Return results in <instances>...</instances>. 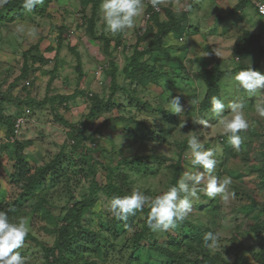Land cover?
<instances>
[{
  "label": "rangeland",
  "instance_id": "1",
  "mask_svg": "<svg viewBox=\"0 0 264 264\" xmlns=\"http://www.w3.org/2000/svg\"><path fill=\"white\" fill-rule=\"evenodd\" d=\"M8 1L11 0H0V207L20 209V216L28 220V235L38 243L51 247L57 238L55 231L62 225V218L67 213L74 216L76 211L71 208L90 192V176L83 175L86 161L81 164L79 153L70 149V131L57 124L54 116L59 115L69 123L78 125L88 113L90 95L108 99L109 67L107 66L106 72L103 69L99 81L94 76L98 67L107 65L109 58L103 54L102 43L91 39L85 32L84 17H89L90 11L89 8L83 9L82 0H53L42 12L39 9L31 12L24 9L11 13L12 17L3 8ZM164 1L175 0H159V4L162 5ZM176 2L182 11L185 8L186 11L190 10L188 18L192 28L189 29L194 27L195 30L187 31L184 27L182 35L191 47L183 50L185 42L182 40V43L172 47L174 51L163 60H160L159 55L140 59V62L145 61L154 66L161 75L157 84H148L145 87L124 76L123 67L129 63L137 39L144 34L142 27L147 30L154 26L150 20H143L142 11L134 18L132 28L113 34L106 29L99 8L95 30L97 35L105 34L108 37L109 53L117 68V83L124 88L113 96L114 108L97 117L86 133V136L91 137L84 146L96 161L98 201L81 218V227L84 230L79 231L77 243L74 245L75 253L72 250L71 254H66L72 264H167V258L153 250L150 245L156 244L158 248H164L173 242L174 238L189 240L188 237L193 235L194 229L204 233L206 230L217 233L218 245L209 249L202 243L193 241L191 247L180 246L179 250L189 259L193 260L203 250L218 264H260L261 243L250 229L264 219V213L259 207L264 203V185L260 181L261 174H264V117L256 112L257 100L264 99V96L250 95L243 91L234 79L235 70L229 71L219 83L220 98L226 105V117L231 118V111L227 107L230 102L243 101L245 104L243 111L250 126L246 132L239 133L243 138L239 151L228 143V134L218 124V118L213 116L211 109L202 112L199 105L197 110V106H190L188 103L192 99H200L201 102L206 93L202 72L201 81L194 79L203 69L195 58L197 54L200 61L204 60L205 66H210L215 61L214 57L202 54V51L206 52L208 49L209 52L215 51L217 57H228L226 60L233 66L235 64L231 50L235 39L230 41L232 37L226 40L220 37L214 41L205 40L212 27L216 33L225 34L224 36L240 34L241 26L239 30V26L234 24L238 17L233 9L234 1L228 4L229 7L224 3L219 4L218 0ZM18 26H23L25 32L18 33ZM33 27L37 29V34L30 36L27 34L28 29ZM61 28L63 41L57 49V37ZM252 30V33H258L253 27ZM192 33L197 35L194 40L191 39ZM210 34L212 33L207 35ZM150 39L151 36L148 35L142 41L141 47L144 48ZM212 42L217 49L212 46ZM38 43L46 63H29L28 75L20 77L23 52ZM166 43L172 44L173 40L167 39ZM208 44L213 47L212 50ZM49 47L54 49L53 52H45ZM77 55L84 75L80 81L76 72V64L79 62ZM258 62L257 67L253 69L264 74V56ZM221 67L228 68L226 62ZM170 93L171 96L181 97L183 112L179 115L172 114L168 108ZM58 96L71 98L66 101L64 107L57 99ZM18 101L33 103L24 105L18 104ZM34 103L44 105L38 107ZM26 110H29L27 116ZM164 113L175 118L171 122H163ZM21 115L25 116L24 125L17 134L14 132L12 137L10 128L4 121L14 120ZM198 117L208 120L209 126L203 128L199 125ZM115 118L123 120H107ZM168 120L170 121V118ZM184 121L187 122L185 126ZM138 122H144V125H137ZM191 132H195L198 138L204 141L205 149H218L213 175L221 178L230 176L233 183L228 191L235 193V196L225 201L219 195L209 198L202 192L198 193L199 198H193V209L183 222L166 232L149 230L139 248L133 250L134 234L141 230L139 219L142 220L143 217L140 215L135 218L130 227L128 222L132 216L127 221H120L109 211L112 197L105 189L107 180L101 166L113 168L118 161H130L136 155L167 157L170 161L153 164L152 168H145L142 164L140 167L144 168H141L140 172H137V167L131 169L125 164L114 172L115 185L120 186L122 183L119 177L126 175V182H130L126 189L130 192L139 190L155 197L166 191L172 175L168 167L170 163L179 160L181 174L191 167L190 149L187 147L184 151L179 146L187 143ZM15 141L25 144L21 155L25 162L34 167L49 163L64 149L65 159L62 166L57 168L60 175L49 173L47 183L35 192L43 190L41 196L45 197L48 207L57 217V225L47 224L31 213L36 200L31 194L23 195L14 178L17 155ZM197 167L202 172L206 171L200 166ZM204 183L206 177L200 187H203ZM89 228L97 233L99 238L94 239L89 235L85 230ZM32 239L25 238L23 247L17 251L28 257L30 264H46L43 249ZM96 246L101 248L100 253L95 250ZM106 254L108 257L103 260ZM198 257L200 258L199 255Z\"/></svg>",
  "mask_w": 264,
  "mask_h": 264
},
{
  "label": "trees",
  "instance_id": "2",
  "mask_svg": "<svg viewBox=\"0 0 264 264\" xmlns=\"http://www.w3.org/2000/svg\"><path fill=\"white\" fill-rule=\"evenodd\" d=\"M53 0H42V3L37 4L32 11H36L39 9L41 12L44 11L47 6L51 3ZM260 1V0H258ZM241 3L239 7H236L235 11L240 8L242 5L247 2V0H241ZM24 3V0H11L8 1L4 5V9L8 11V14L10 17H12L13 13L21 12V10H24L22 7ZM102 3V0H82L83 9L89 8L90 14L89 17H84V26H85V32L88 33L91 39L98 40L103 45V54L107 56L108 61L107 65H104L103 69L104 72H106L107 66L109 67V89H110V95L108 99L103 100L99 98L96 95H90L89 97V109L88 113L85 116V119L82 123H79L78 125H73L69 123L68 121L64 120L59 115L54 116V120L57 124H60L63 128H65L67 131H70V136L72 140L71 148L72 151L78 152L80 156V163L83 164L86 161V166L83 175L90 176V192L87 196H84L82 200H79L73 208H71L73 211H76V214L72 216L71 213L65 214V216L62 218V225L56 229L55 234H57V238L55 240V243L51 247H46L40 243H38L35 239H32L29 235H27L26 239H32V241H35L38 246H41V248L44 251L45 258H46V264H72V261L70 258L66 255L67 253L71 254L72 250L74 251V248H76L74 245L77 243L78 237H79V231L83 227H81V218L84 215V213L91 210V208L97 203V197L96 194L98 192V184L96 182V175H97V169H96V161L91 156L90 151L87 149L86 146H84V143L87 140H90L91 135L86 136V133L89 131L93 121L99 117L103 112H109L112 108H114L112 98L118 92L119 90H123L124 87L121 85H118L117 83V68L115 62L112 60L110 53H109V44L110 41L108 37L104 34L97 35L95 26L98 19V11L100 8V5ZM255 9V7H254ZM256 12V11H255ZM12 13V14H11ZM257 14V12H256ZM159 14H152L150 21L152 23V26L154 28L149 27L147 29L142 37H139L136 41V44L134 46V51L132 56L129 59V63L124 65L123 67V74L124 76H127L128 78L132 79L136 83H139L137 85H140L142 87L147 86L148 84H157L158 80L161 78L160 72L157 71L154 66L149 65L148 62H140L139 60L150 56L154 53H158L160 55H166L165 52L166 49L163 48L162 43L165 37L170 33L175 31L178 26L177 23L174 21L173 17H169L167 23H161L159 18ZM258 15V14H257ZM59 34L57 37V49L60 48L61 43L63 41L62 38V31L63 29H59ZM151 36V39L147 42L144 48L141 47L142 41H144L147 36ZM118 44V42L116 43ZM142 48V49H140ZM53 48L49 47L45 50V52L51 53L53 52ZM257 52L261 57L264 56V48L260 45L259 37L251 35L247 32H244L236 41L235 47H234V53L238 54L239 56H246L249 53ZM23 63H22V71L20 74V77H25L29 73V67L28 64L31 63L32 65L38 64V65H44L46 63V60L43 57V54L40 51L39 43L30 46L28 49H26L23 54ZM78 56V55H77ZM78 60L80 62V58L78 56ZM76 64V72L78 75V81L82 80L84 75L82 73L81 63ZM48 63V62H47ZM254 68V67H252ZM246 68H238L235 70V73ZM203 74V77L201 76ZM230 72L229 71H221L217 66H213L210 69H202L199 74L195 76L196 81H201V77L203 78L204 85L206 87V93L203 97L202 101L199 103V110L200 111H208L211 109V99L213 96L220 98V86L219 83L223 80L225 76H227ZM75 94V93H74ZM79 94V93H78ZM71 97H64V96H58L57 99L63 104V106H66V101L70 100ZM11 102V101H10ZM18 104H29L31 105L33 101H28L27 103H22L21 101L17 102ZM34 105L41 107L44 104L43 103H34ZM170 118V121L168 120ZM173 116H170L169 114L164 113V121L163 122H171L173 121ZM110 121H117V120H123V118H115V119H107ZM106 120V122H107ZM16 119H8L7 121H4V123L10 128V135L13 137L14 133V125H15ZM159 122V121H158ZM137 125H144V122H138ZM161 132V131H159ZM15 149H16V167L14 172V178L18 182L19 186L21 187V193L23 195L31 194L36 202L33 205L31 209V213H33L36 217L40 218L41 220L45 221L47 224L57 225V217L53 215L52 211L48 207V201L45 199L44 196H41V193L43 190H38L37 193L36 190L40 187L44 186L47 183L49 173H53L55 176H59L60 173L58 172L57 168L61 167L65 157H64V149H62L59 154L49 163L42 165V166H31L27 162L24 161L23 155H21L22 151L25 148V144H22L21 142L15 141ZM182 150L186 151L187 149V143L185 145H179ZM262 156L264 157V151L262 152ZM166 161H170L165 156H158V155H136L132 158V160L122 159L121 161H118L115 165V167H105L101 166L103 172L105 173V177L107 180L106 184V190L107 193L113 196H124L130 193L129 189H126V187L130 186V182H126V175H121L119 179H121V185H115L113 181L114 172L123 164L127 166L128 168H136L137 172L141 171V168H152L153 164H161L165 163ZM144 167H140L143 166ZM139 166V167H138ZM170 167L172 175L171 179L166 186V190L169 186L176 184L180 173V162L179 160L175 163H170L168 165ZM62 175V173H61ZM261 184L264 185V174H261L260 176ZM260 211L264 213V203H262L260 206ZM0 210L7 211L10 218L15 222L17 221L21 215V211L18 208L14 207H7L3 208L0 207ZM150 209L149 207H145L142 212H137L133 218L129 220L128 224L131 227L133 221L135 218H139L140 215H142L143 219H139V222L141 223V230L134 234V244L132 246L133 250H136L139 248L140 242L142 239L146 238V234L149 232V228L147 226V216ZM91 235L92 237H98V234L93 232L90 228L85 229ZM251 232L259 239L261 243V252L259 254L260 257V264H264V219L259 224H255L250 229ZM209 232L208 230L205 231V233ZM204 232L194 229L193 235L191 237H188V239H182L179 240L178 238H174L173 242H170L167 244L164 248H158L156 244H151L150 247L161 254L162 256L166 257L168 262L167 264H218L214 261L213 258H209L207 253H205L203 250L199 252L198 255L193 258V260L189 259L186 254L181 252L179 250L180 246H187L191 247L192 242L202 243L205 245L204 242ZM99 238V237H98ZM95 250H97L99 253L101 252V248L96 246ZM105 253V252H104ZM107 259L108 255H104ZM85 264H95L94 262L85 263Z\"/></svg>",
  "mask_w": 264,
  "mask_h": 264
},
{
  "label": "clouds",
  "instance_id": "3",
  "mask_svg": "<svg viewBox=\"0 0 264 264\" xmlns=\"http://www.w3.org/2000/svg\"><path fill=\"white\" fill-rule=\"evenodd\" d=\"M40 3L42 0H24L22 7L31 12ZM150 3L153 8H157L159 0H150ZM144 7L143 0H102L100 11L106 29L117 34L132 28L134 18L141 14ZM16 31L24 33L25 29L23 26H18ZM27 34L35 36L37 29L35 27L30 28ZM100 67L103 69V66ZM234 79L239 83L240 88L248 94L264 96V74L254 70L251 66L236 72ZM99 80L100 77L97 81ZM188 103L190 106H197L198 110L200 99H192ZM227 107L231 111V118L224 115L226 108L224 101L219 97H212L211 112L214 117L218 118V124L228 134V143L239 151L243 143V138L239 133L246 132L250 126L243 111L245 104L243 101H233ZM168 108L172 114H181L183 112L181 97L179 95L171 96L168 100ZM256 112L259 116L264 117V99L257 100ZM186 123V121L183 122L184 126ZM197 123L203 128L209 126V121L203 118L198 117ZM187 146L191 151V167L182 172L176 184L169 186L166 191L155 197L135 189L124 196H113L109 202V211L120 221H127L130 216L142 212L145 206H148L150 209L147 216L148 228L153 232H166L175 229L178 223L187 218L193 209V198H199L198 193L202 192L209 198H215L219 195L225 201L234 197L235 193L228 191L229 186L233 183L232 178L230 176L221 178L213 175L217 165L215 157L218 149H205L204 141L200 140L195 132L188 135ZM197 166L206 171H200ZM205 177L206 183L200 187L205 181ZM29 231L26 217H20L14 222L7 211L0 210V264H30L29 258L22 256L17 251L23 247ZM203 239L205 246L209 249H214L218 245L217 233L209 231L204 234Z\"/></svg>",
  "mask_w": 264,
  "mask_h": 264
},
{
  "label": "crops",
  "instance_id": "4",
  "mask_svg": "<svg viewBox=\"0 0 264 264\" xmlns=\"http://www.w3.org/2000/svg\"><path fill=\"white\" fill-rule=\"evenodd\" d=\"M212 1H214V0H211V2ZM233 1H234L233 9L235 11L236 7L240 6L239 3H241L240 2L241 0H233ZM255 1H258V0H247V2H245L244 5H242L240 8H238L235 11V12H237L238 17L236 16L237 18L235 20L237 22L234 23V24L239 26V30H240V26H241L240 34L237 33L234 36H232L231 34L224 36L225 34L223 35L221 33H216L217 31L215 32L213 27H212V25L209 24V26L212 27V28H210V30L208 31L207 34H209V33H212V34H210V35L206 34L207 38H205V37H202V38L203 39L205 38V40L208 39L207 40V42H208L209 40H212V41L218 40V39H220V37L223 38L224 40L229 39L230 37H232L229 40L232 41V39H235V41L233 43V44H235L236 41L238 40V38L244 32H247V33H249L251 35H255V33H256V36L259 37L260 45L264 48V18L263 17H259L256 14L255 9H254V2ZM231 2H232V0H230V1L229 0H218L219 4L224 3V4H226L227 7H229L228 4L231 3ZM159 5H160V7L162 9L161 13L158 15V18H159L160 22L161 23H167L169 17L172 16L174 21L177 23V26H178V28L175 31L170 32L165 37V39L163 40L162 46H163L164 49H166V51H165L167 53L166 55H160L158 53H154V54H152L150 56H146V57L150 58V57H154L155 55H159L161 57L160 60H163V59L169 57L170 52L174 51V48H172V47L175 46V45L177 46V43H182L183 42L182 40H184V42H185V44H184L185 48L183 50H188V48L191 47V44L187 43L186 37H184L182 35V33H183L182 29L185 27L187 29V31H190L191 29H189V28H192V25H191V23L189 21V18H188V14H189L190 10L186 11V8H185L183 11L186 12V13H183V11L179 8V3L176 2V0L174 2L164 1L162 3V5L161 4H159ZM145 10H146L145 8L142 10V11H144V14H145ZM247 12H249V13H247ZM183 22L185 24H183ZM234 24L232 25V27H234ZM252 27H253V29L254 28L257 29L258 33L257 32L252 33L253 32ZM248 28H250V29H248ZM234 29H236V28H234ZM193 30H195L194 27H193V29L191 31H193ZM194 38H197V35L195 36L192 33L191 39L194 40ZM167 39L173 40V43H172L173 45L172 44L168 45L166 43ZM212 43H214V42H212ZM205 44H207V43L205 42ZM214 45H215V43L212 46L215 47V49H217V47L214 46ZM209 47L212 50L213 47L211 48L210 45H209ZM234 47H235V45L234 46L232 45V48H231L232 56H233L234 61H235L234 66L232 64H230L229 61L226 60L228 57L226 59H225L224 56L217 57L215 55L216 52L215 51L213 52V50L211 52H209L208 51L209 49L206 52L202 51V54L208 55V53H209L210 56L215 58V61H214V63L212 65H210V66L206 65L205 66L203 64V63H205L204 60L200 61L199 54H197V56L195 58H196V60L199 63L198 64L199 67L203 66L202 67L203 69H210L213 66H217L221 71H230L231 72V71L237 70L238 68H248L250 66L254 67V68L257 67V65L259 64L258 61L261 58V56L257 52L249 53L246 56H239L238 54L234 53ZM140 49H142V48H140ZM183 50H178V51H183ZM202 50H203V48H202ZM218 50H216V51H218ZM77 54H78V52H77ZM237 58H239V60H236ZM225 62H226V66H228V68L224 69L221 66L225 65ZM80 63H81V61H80ZM81 68H82V66H81Z\"/></svg>",
  "mask_w": 264,
  "mask_h": 264
},
{
  "label": "built area",
  "instance_id": "5",
  "mask_svg": "<svg viewBox=\"0 0 264 264\" xmlns=\"http://www.w3.org/2000/svg\"><path fill=\"white\" fill-rule=\"evenodd\" d=\"M143 3L146 7V12L144 15V21L148 22L152 16V14H160L161 12V7L158 5L157 8H153L150 0H143ZM254 7H255V11L257 12V14L260 17L264 18V0H260V1H255L254 2ZM145 30L144 27H142L141 31L143 32ZM102 67H99L96 71H95V79L98 80L100 75L102 74ZM26 116L29 114V110H26L25 112ZM24 115H21L19 117L16 118V122L14 125V132L17 134L20 130V128L24 125L25 119H24Z\"/></svg>",
  "mask_w": 264,
  "mask_h": 264
}]
</instances>
